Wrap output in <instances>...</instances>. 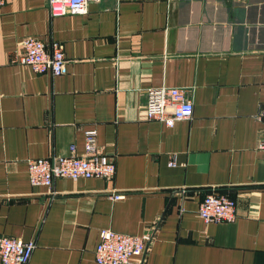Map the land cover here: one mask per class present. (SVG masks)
Returning <instances> with one entry per match:
<instances>
[{
	"label": "crops",
	"instance_id": "1",
	"mask_svg": "<svg viewBox=\"0 0 264 264\" xmlns=\"http://www.w3.org/2000/svg\"><path fill=\"white\" fill-rule=\"evenodd\" d=\"M26 37L61 43L65 73L14 62ZM157 86L184 89L190 118L146 120L145 92ZM263 105L264 0H99L61 16L47 0H4L0 234L33 241L26 264H97L100 228L154 229L128 264H264ZM90 128L110 178L29 184L28 158L69 145L81 155ZM211 190L234 200L233 221L197 216Z\"/></svg>",
	"mask_w": 264,
	"mask_h": 264
},
{
	"label": "built area",
	"instance_id": "2",
	"mask_svg": "<svg viewBox=\"0 0 264 264\" xmlns=\"http://www.w3.org/2000/svg\"><path fill=\"white\" fill-rule=\"evenodd\" d=\"M99 0H47L50 16L82 14L89 2ZM246 1V0H235ZM4 0H0V6ZM14 62L27 65L35 73L48 72L61 75L66 71L62 45L50 42L48 47L36 37H26L21 41V49ZM191 101L185 90L177 87L157 86L145 92L143 113L146 120H156L171 127L176 121L190 118ZM256 118L264 124V105L259 107ZM264 154V137L257 145ZM174 161L169 160L168 166ZM114 164L95 143L93 128L83 131L82 154H74V146H68L67 155H52L26 160V174L30 185L49 188L56 178H102L108 179L114 173ZM110 200L123 197L121 193H110ZM197 216L204 222H231L235 218L234 200L217 191L206 192L198 203ZM154 229L149 228L141 235L115 232L108 228L98 230V240L93 249V259L97 264H128L133 256L143 257ZM34 243L0 234V264H26Z\"/></svg>",
	"mask_w": 264,
	"mask_h": 264
}]
</instances>
